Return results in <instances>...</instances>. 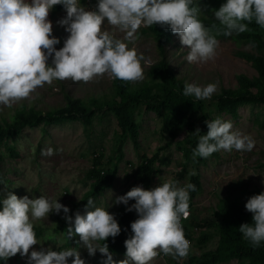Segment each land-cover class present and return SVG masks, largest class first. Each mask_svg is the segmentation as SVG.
<instances>
[{"label":"clouds","instance_id":"clouds-1","mask_svg":"<svg viewBox=\"0 0 264 264\" xmlns=\"http://www.w3.org/2000/svg\"><path fill=\"white\" fill-rule=\"evenodd\" d=\"M199 3L200 0H95L88 5L92 8H85L81 0H0V105L10 106L27 98L36 87L53 80L89 81L104 73L126 81L143 79V57L102 30L105 21L116 26L125 40H135L141 25L166 27L188 49L184 59L190 63H203L215 55L218 40L211 29L217 22L225 37L249 30L246 22L253 20L264 28V0H223L218 8L210 10L214 18L211 28L197 18L201 13ZM57 4L65 15L56 24L67 33L58 49L54 46L61 41L52 35V21L47 19ZM217 86L216 82L199 85L185 81L182 95L197 100L211 98ZM205 124V134H200L199 128L191 133L197 137L192 149L194 159L206 158L220 149L251 151L254 147L255 141L233 129L231 120L217 116ZM41 154L50 156L53 148H42ZM0 184H4L2 177ZM193 190L191 182L181 185L169 177L151 188L132 186L124 194L115 195L107 207L97 206L89 197L83 211L75 210L71 215L68 206L57 198L17 197L7 192L0 196V264H6L7 258L10 264H85L77 247L30 250L37 244L32 221L50 212L63 214L64 239L72 240L78 234L76 243L89 257L101 254L98 264H149L157 250L174 259L183 258L190 242L180 220L189 215V192ZM111 205H125L126 212L136 213L128 225L130 234L123 240V259H114L105 242L107 237L115 238L121 232L114 214L107 211ZM244 208L251 213V222L241 223L237 231L253 247L260 246L264 242V190L249 196ZM25 255L26 260L22 258Z\"/></svg>","mask_w":264,"mask_h":264},{"label":"rangeland","instance_id":"rangeland-1","mask_svg":"<svg viewBox=\"0 0 264 264\" xmlns=\"http://www.w3.org/2000/svg\"><path fill=\"white\" fill-rule=\"evenodd\" d=\"M84 6L92 8L87 4ZM199 8L201 13L198 12V17L207 16L203 8ZM52 9L53 7L47 19L52 21V35L57 36L60 41L62 39L61 43L54 46L58 49L62 46L67 33L62 26L56 24V21L65 15V11L57 10V14L54 13L52 16ZM143 26L138 27L135 40H125L123 33L118 31L116 26L106 21L101 25L102 30L109 31L128 47L135 48L137 54L143 57L141 60L143 79L128 81L132 90L145 87L148 70L160 58L153 37L141 31ZM257 31L264 39V28L257 27ZM187 50L180 44L178 35L172 33L167 44V54L177 76L184 82L199 85L216 82L218 86L213 94L220 92L222 88H235L239 75L249 78L256 76L251 64L238 56V52L252 50L248 40L239 41L233 38L218 40L215 55L203 63L186 61L184 57ZM113 80L108 73L94 76L89 81L53 80L50 84L45 83L36 87L27 98L20 99L10 106L0 105V121L2 118L9 120L10 116L24 105L28 109L34 107L43 112L58 109L64 105V93L73 99H81L87 108L91 106L95 110L90 128L81 120L64 121L54 125L40 124L24 127L18 134L2 143L0 174L4 184H0V196H5L7 192H12L17 197L46 195L52 199L57 198L60 203L67 205L71 215L94 184L88 176L94 160L98 158L104 170H115L116 175L112 186L106 188L94 200L97 206L107 207L115 195L124 194L132 186L140 185L145 188L136 171L149 159L158 170V173L151 177L149 188L169 177L181 185L191 182L193 178L199 181L200 192L192 199L189 198L190 218H211L213 213L220 209L222 200L230 199L231 204L238 202L244 204L253 191L264 190V105L241 106L233 115L216 111L212 99H204L207 120L217 116L231 120L233 129L248 134L255 144L251 151L220 149L206 158L197 156L195 159L192 156V141L194 139L197 141V137L186 132L171 140L163 132L162 118L154 111H150L146 105H141L133 115L139 131L137 143L128 137L125 138L121 154L117 150L120 135L117 116L106 108L118 99ZM91 99L96 100V106L90 103ZM205 126L203 128L196 125L200 134L206 133ZM189 135L190 143L186 141ZM49 146L53 148V154L42 155L41 149ZM11 151L16 157L11 156ZM181 174L183 175L180 176ZM124 209L125 205H111L107 211L113 213L118 222ZM62 215L50 212L47 217L32 221L33 227L40 230L42 236L36 238L37 244L30 246V250L44 246H51L53 250L66 247L67 239H64L57 229L61 220L64 221ZM192 234L193 239L191 238L189 252L185 257L174 259L168 254L164 258L155 256L149 264H186L192 256L199 257L207 251L214 250L219 244L220 236L214 227L205 232L199 229ZM70 247L78 248L85 264H98L101 258L99 252L89 257L78 243ZM124 251H116L113 258L123 259ZM157 251L159 253V250ZM26 255L22 257L25 260ZM11 264L19 263L13 261ZM221 264L250 263L232 260Z\"/></svg>","mask_w":264,"mask_h":264},{"label":"trees","instance_id":"trees-1","mask_svg":"<svg viewBox=\"0 0 264 264\" xmlns=\"http://www.w3.org/2000/svg\"><path fill=\"white\" fill-rule=\"evenodd\" d=\"M94 2L95 0H88L87 2L86 0H81V4L83 5H92ZM195 2L196 0H194ZM222 2L223 0H201L199 7L203 8L207 16L198 17V13L197 18L211 28L214 18L210 10L218 8ZM61 9L63 8L59 4L53 5L51 11L53 13L51 15L57 14V10ZM246 23H248L249 30L243 33H233L227 37L222 34V26L218 22L215 29H211L212 34L216 35L217 40L233 38L239 41H250L252 50L249 52H238V56L249 62L256 71V76L251 78L239 75L235 88H222L220 92L212 94L213 107L218 112L235 115L238 107L264 105V39L257 31V27L260 26L254 20ZM141 31L149 33L153 37L160 58L148 70L147 82H145V87L140 90H132L126 80L115 78L113 80L118 99L114 100L106 108L107 110H112L117 116L120 129L117 150L120 153L122 152L125 138L128 137L134 143H137L139 131L133 115L141 105H146L150 111H154L162 118L164 124L163 132L171 140L186 132L192 133L197 124L204 128L206 125L205 121L207 120L205 114L206 102L204 99L197 100L191 96L182 95L184 81L177 76L167 54V44L170 41L172 32L166 27H161L155 23L143 26ZM63 97L64 105L58 109L43 112L34 107L28 109L24 105L22 109H17L10 116L9 120L2 118L0 121V145L8 138L18 134L24 127H34L40 124L54 125L64 121L81 120L86 127L90 128L92 126V116L95 114L94 108H91V106L87 108L81 99H73L67 93H64ZM89 101L92 105L96 106V100L91 99ZM190 137V135L187 137L186 141L188 143H190ZM196 143L197 141L194 139L192 141V148L195 147ZM10 154L16 157V154L12 151ZM185 156L188 157V154L185 153ZM101 164L99 158L94 160L93 168L90 170L88 176L91 181H94V184L82 202L76 207V210L83 211V205L89 197L95 200L106 188L112 186L116 171H106L103 165L100 166ZM136 173L142 180L145 188H149L151 177L156 175L158 170L154 168L153 161L149 159L146 164L138 167ZM0 177H2L1 174ZM191 183L195 185V190L189 192V198L192 199L200 192L201 187L196 178H193ZM259 192L253 191L251 195L258 194ZM132 202L131 200L129 201V203ZM221 203L220 209L215 211L211 218L195 219L189 217L185 221L184 228L188 239H193L192 233L197 232L199 229H203L205 232L212 227L217 229L220 236L219 244L214 250L207 251L199 257L192 256L186 264H221L232 260H244L250 264H264V242H261L260 246L253 247L248 241L242 239L241 234L237 231L241 223L251 222V213L246 211L244 204L239 202L231 204L230 199H224ZM135 218L136 213L134 211L126 212L125 209L122 211L118 221L121 232L115 238L107 237L105 239L111 252L115 253L116 251L125 250L123 240L130 234V229L128 228L129 222ZM65 228L66 223L61 220V224L58 225L57 229L63 232ZM33 229L36 238H40L42 232L34 227ZM196 229L198 230L196 231ZM66 241V247H70L78 241L77 236L72 240ZM9 259L7 258L6 264H10ZM18 260L21 263L20 258Z\"/></svg>","mask_w":264,"mask_h":264},{"label":"built area","instance_id":"built-area-1","mask_svg":"<svg viewBox=\"0 0 264 264\" xmlns=\"http://www.w3.org/2000/svg\"><path fill=\"white\" fill-rule=\"evenodd\" d=\"M189 217H190V212H189V215L187 216V218H181V220H180V223H181V226H182V228H183V234H184V236H185V238L187 239V240H189V242H191V239H188L187 238V232H186V230H185V228H184V224H185V221L187 220V219H189ZM198 229H196V231H197ZM157 256H159V257H161V258H164L165 256H166V254H163V253H161V252H159L158 254H157Z\"/></svg>","mask_w":264,"mask_h":264}]
</instances>
